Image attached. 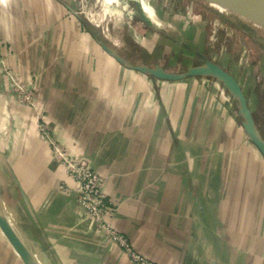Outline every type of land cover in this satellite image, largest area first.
Returning a JSON list of instances; mask_svg holds the SVG:
<instances>
[{"label": "crops", "instance_id": "0c3cea01", "mask_svg": "<svg viewBox=\"0 0 264 264\" xmlns=\"http://www.w3.org/2000/svg\"><path fill=\"white\" fill-rule=\"evenodd\" d=\"M141 7L192 52L180 77L132 66L67 0H0L2 211L40 264H138L84 218L45 131L100 171L110 225L151 264H264V156L217 87L187 74L203 22ZM0 264H24L1 228Z\"/></svg>", "mask_w": 264, "mask_h": 264}, {"label": "rangeland", "instance_id": "374dc122", "mask_svg": "<svg viewBox=\"0 0 264 264\" xmlns=\"http://www.w3.org/2000/svg\"><path fill=\"white\" fill-rule=\"evenodd\" d=\"M67 1L88 22L90 21L83 13L85 5L88 4L96 10L107 7L111 16L107 21V28L117 43L105 36L104 27L95 26L91 22L90 24L99 31L110 49L132 66L147 70L163 68L173 73L184 71L187 55L192 52L179 47L167 30L155 29L156 27L143 19L141 6L150 0ZM153 1L167 16H183L189 24L196 20L203 22L205 45L201 52L204 57L194 55L193 63L205 65L209 61L216 62L236 77L253 114L256 132L264 140V26L242 17L237 10L224 7L214 0ZM7 74L10 78V73ZM205 77L217 87L228 105L236 110L239 120L245 121L235 92L212 73ZM13 88L14 93L19 95L15 86Z\"/></svg>", "mask_w": 264, "mask_h": 264}, {"label": "built area", "instance_id": "2783aa9c", "mask_svg": "<svg viewBox=\"0 0 264 264\" xmlns=\"http://www.w3.org/2000/svg\"><path fill=\"white\" fill-rule=\"evenodd\" d=\"M10 78L13 80L19 96L34 105L33 88L25 83V79L20 80L15 76H10ZM43 132L50 140L54 155L63 163L69 176L79 183L77 202L82 209L84 218L93 221L96 231L119 244L134 262L151 264L134 250L126 235L110 225L107 216L114 210V205L104 189V178L100 171L94 169L84 158L69 153L52 140L47 132Z\"/></svg>", "mask_w": 264, "mask_h": 264}, {"label": "water", "instance_id": "95a60500", "mask_svg": "<svg viewBox=\"0 0 264 264\" xmlns=\"http://www.w3.org/2000/svg\"><path fill=\"white\" fill-rule=\"evenodd\" d=\"M215 1V0H214ZM244 4L259 7L264 9V0H239ZM218 3V2H217ZM138 69L147 73L155 74L163 79H176L180 77L179 73L166 72L163 68H156L154 70H147L146 68L138 67ZM212 73L218 77L230 90L234 91L238 96L241 105V112L245 115V121H243V127L247 132L249 138L257 146L262 155L264 156V140L257 134L253 114L248 107V103L245 98L244 91L240 86V83L236 77L216 62H207L205 65L195 66L191 68L188 75L208 74ZM0 228L5 234L8 241L12 244L24 264H40L28 247L23 243L17 233L14 231L9 221L7 220L4 212L0 208Z\"/></svg>", "mask_w": 264, "mask_h": 264}, {"label": "bare ground", "instance_id": "6f19581e", "mask_svg": "<svg viewBox=\"0 0 264 264\" xmlns=\"http://www.w3.org/2000/svg\"><path fill=\"white\" fill-rule=\"evenodd\" d=\"M224 7H229L237 10L242 17L249 18L253 21L258 22L264 26V9L259 7L250 6L242 3L239 0H215ZM101 2V0H98ZM102 4V3H101ZM81 9V8H80ZM83 13L87 19L94 24L95 26L104 27L105 36L110 37L111 39L116 40L109 32L107 28V21L110 20L111 16L109 15L108 8L103 7L101 10H96L90 5H85ZM132 16V15H131ZM256 30H254V33ZM257 34V33H256ZM115 35V34H114ZM119 40V39H118ZM117 43V40L115 41ZM1 210H3L0 205Z\"/></svg>", "mask_w": 264, "mask_h": 264}]
</instances>
